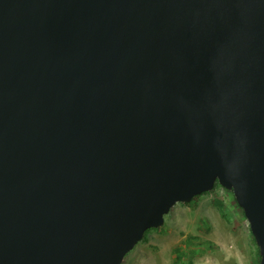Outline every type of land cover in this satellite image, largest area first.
Masks as SVG:
<instances>
[{
	"label": "water",
	"instance_id": "water-1",
	"mask_svg": "<svg viewBox=\"0 0 264 264\" xmlns=\"http://www.w3.org/2000/svg\"><path fill=\"white\" fill-rule=\"evenodd\" d=\"M216 184L264 264V0H0V264H122Z\"/></svg>",
	"mask_w": 264,
	"mask_h": 264
},
{
	"label": "rangeland",
	"instance_id": "rangeland-1",
	"mask_svg": "<svg viewBox=\"0 0 264 264\" xmlns=\"http://www.w3.org/2000/svg\"><path fill=\"white\" fill-rule=\"evenodd\" d=\"M186 241L185 256L174 257V249ZM260 258L233 192L217 184L190 203L176 204L163 226L143 236L122 264H260Z\"/></svg>",
	"mask_w": 264,
	"mask_h": 264
},
{
	"label": "trees",
	"instance_id": "trees-1",
	"mask_svg": "<svg viewBox=\"0 0 264 264\" xmlns=\"http://www.w3.org/2000/svg\"><path fill=\"white\" fill-rule=\"evenodd\" d=\"M217 185V184H216ZM219 185V184H218ZM216 187V186H215ZM207 193H210V192H206V193H203V194H201V195H204V194H207ZM201 195H198V196H196V197H194L193 199H192V201L195 199V198H197V197H200ZM191 201V202H192ZM218 204L220 205V207H221V209L223 208L222 207V203L220 202V201H218ZM157 229H160V228H157ZM151 230H155V229H149V230H147L146 231V233L144 234V236L149 232V231H151ZM189 242L188 241H186L185 242V245H181V246H179V247H177V248H175L174 249V251H173V255H174V257H179V256H182V257H184L185 256V254H186V252L189 250ZM187 250V251H186ZM260 252V251H259ZM177 261H178V259H177ZM189 262H188V264L190 263V264H193L190 260H188Z\"/></svg>",
	"mask_w": 264,
	"mask_h": 264
}]
</instances>
